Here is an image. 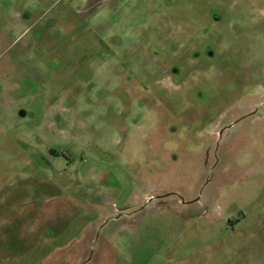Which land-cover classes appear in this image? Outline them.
Wrapping results in <instances>:
<instances>
[{
	"label": "rangeland",
	"instance_id": "1",
	"mask_svg": "<svg viewBox=\"0 0 264 264\" xmlns=\"http://www.w3.org/2000/svg\"><path fill=\"white\" fill-rule=\"evenodd\" d=\"M0 264H264V0H0Z\"/></svg>",
	"mask_w": 264,
	"mask_h": 264
}]
</instances>
